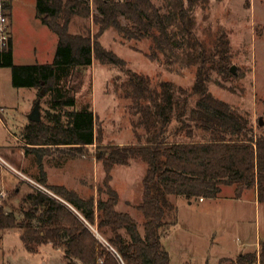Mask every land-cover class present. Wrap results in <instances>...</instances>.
I'll list each match as a JSON object with an SVG mask.
<instances>
[{
	"label": "rangeland",
	"instance_id": "rangeland-1",
	"mask_svg": "<svg viewBox=\"0 0 264 264\" xmlns=\"http://www.w3.org/2000/svg\"><path fill=\"white\" fill-rule=\"evenodd\" d=\"M88 1L93 17L75 19L71 33L89 29L96 44L105 52L95 48L92 66L69 80V87L80 85L76 108L88 106L94 112L102 145L137 143L138 134L144 141L145 129L134 128L138 116L132 111V101L125 98L128 70L148 77L157 88L163 82L173 83L177 96L189 100V110L196 105L197 97L192 92L199 64L188 63V54L192 52L186 31L189 1L115 0L116 4L106 14L99 12L100 0ZM194 3L192 33L200 50L213 55L216 61L219 60L216 52L222 46L225 48L226 43L229 48L227 72L209 70V92L245 117L255 137H264V124L260 125V120L264 122V0H195ZM159 18L165 27L158 25ZM12 37L16 65L53 62L58 37L36 18V0L12 1ZM108 52L122 64L111 62ZM39 93L40 90L34 88H14L11 69L0 68V206L7 212L19 211L22 196L38 187L36 183L42 177V170L57 181L66 180L67 188L84 198L98 197L97 187L105 176L97 153L99 144L85 149V156L75 157L70 156L66 148L26 151L24 130L37 100H40L41 122L51 124L47 114L54 113L49 104L51 96L40 98ZM166 132L170 142L207 139L190 119L184 126L174 120ZM38 152L42 154V169ZM64 163L61 170L51 167ZM145 168L141 161L116 167L111 183L122 199L127 200L117 209L129 213L138 222L142 235L144 220L136 205L142 198ZM242 193L243 201L245 196L252 195L251 191ZM242 193L236 186H225L219 199L207 198L202 203L193 199L190 204L186 198L178 197L176 204L181 209L182 219L189 220L188 243L198 241V248H202L211 236L223 234L233 256L242 240L254 239L258 229L264 235V206L260 212L256 211L254 204L238 200ZM179 232L181 230L177 234ZM21 235L19 229L0 230V264H74L70 258L63 257V249L58 251L51 245L38 248L37 252L26 250ZM179 237L172 234L167 241L163 236L162 241L165 245L167 242L177 245Z\"/></svg>",
	"mask_w": 264,
	"mask_h": 264
},
{
	"label": "trees",
	"instance_id": "trees-1",
	"mask_svg": "<svg viewBox=\"0 0 264 264\" xmlns=\"http://www.w3.org/2000/svg\"><path fill=\"white\" fill-rule=\"evenodd\" d=\"M188 1L186 31L192 50L188 63L199 64L192 92L197 97L195 107L189 110V100L177 96L173 83L163 82L157 88L148 77L128 70L125 98L132 101V111L138 116L134 128H144L147 135L143 141L138 134L137 143L102 145L94 112L88 106L76 108L80 85L68 86L76 73L92 66L95 48L105 52L89 29L71 33L75 19L93 17L90 2L36 0V18L58 37L53 62L16 65L13 41L0 56V68L12 71L14 88L40 90V98L51 96L49 104L54 113L47 114L51 124L38 122L26 126L24 136L31 145L26 146V151L66 148L75 157L85 156L86 147L99 144L97 153L105 176L97 187L98 197L84 198L66 186L49 185L42 170L39 183L49 192L32 189L21 198L18 212H7L0 206V230L19 229L27 249L52 244L64 250L65 258L77 259L82 264H170L162 238L178 221L173 197L189 201L214 199L224 186H236L241 193L256 189L259 203L264 205V137H255L245 117L209 92V70L227 72L229 48L227 43L225 48L222 46L216 52L219 56L216 61L213 55L200 50L192 33L195 0ZM99 3V12L106 14L116 1ZM158 25L165 27L162 18ZM107 54L111 62L122 64L110 52ZM189 119L207 139L188 143L167 141L166 131L173 121L184 126ZM37 156L42 169V154L38 152ZM132 161L146 165L141 182L142 198L136 205L144 220L143 235L138 222L129 213L117 209L120 196L111 185L113 169L129 166ZM258 263L264 264V240L259 253L220 261V264Z\"/></svg>",
	"mask_w": 264,
	"mask_h": 264
},
{
	"label": "crops",
	"instance_id": "crops-1",
	"mask_svg": "<svg viewBox=\"0 0 264 264\" xmlns=\"http://www.w3.org/2000/svg\"><path fill=\"white\" fill-rule=\"evenodd\" d=\"M30 123H33V122H31L29 120L27 126ZM9 135L13 136L10 133H9ZM14 138L18 142L20 141L17 137L14 136ZM26 146H31V145H29L27 143ZM91 147H93V146H89V147H86V148L88 149V148H91ZM64 165H66V164L64 163L62 166L61 165H57V166L53 165L51 167L54 168V169L61 170V168L64 167ZM117 167H119V166H117ZM114 169H113V171H114ZM145 170H146V168H145ZM46 174H47V176H46L47 183L49 185H57V186H66V187H68V184H67L66 180L65 181H57V180H55V177L50 175L49 172L46 171ZM59 176H61V175H59ZM112 182H113V180H112ZM36 184L39 185L40 187H42L39 183H36ZM42 188L45 189L44 187H42ZM46 191L49 192L48 190H46ZM245 191H251L252 195L251 196L249 195L248 197L245 196L246 200L243 201L244 198H243L242 195L245 193L244 192L238 197V200L243 201V202H247L249 204H254L255 207H256L255 210L260 212L261 207H263L264 205L259 203L257 190L256 189H250V190H245ZM222 193H223V188H222V191L219 194V196ZM119 196H120V193H119ZM219 196L217 198H214V199H219ZM177 200H178V197L174 199V202L176 203ZM125 201L127 202L126 199L123 200L122 197L120 196L119 204L124 203ZM187 201L190 204H192V202H193V200L192 201L187 200ZM201 201L205 202V200L199 199L200 203H202ZM119 204H118V206H119ZM176 205L178 207V204H176ZM216 222H217V220H216ZM187 223H189V220L186 219V221H183L182 216H181V209L178 207V221H177V224L175 226H172L167 231V234L164 237H166V239L168 241L172 234L173 235L176 234L177 236H180L179 237V244L172 245V244H169V242H167V245H165L163 243V241H162L165 249L168 251V253L170 255V264H174V262L176 264H212V262L215 263V264H220V261L222 259H234L235 260L241 254L253 253V252L259 253L260 244L264 240V237H262L264 235H262V232L258 229L256 237H254V239L242 240V245L241 244H240L241 246L238 245V249L236 250L237 253H235V255L232 256V254L229 251L228 245L226 244V241L224 239V235L223 234H219V235L214 234L208 240V244L207 245H202V248H198V246H199L198 241H197L198 245H197V243H194V242L188 243L187 240H188V235L189 234L187 233V227H188L189 224H187ZM178 230H181V232H179L180 234H177ZM50 245H51V247H53L52 244H44V245H40V246H32L30 250L27 249L25 246L24 247H25L26 250H28L30 252H37L38 248H42L43 246H50ZM54 249H56V248H54ZM197 249H199V250H197ZM57 250L60 251V249H57ZM194 251H196V253ZM63 257H64V254H63ZM71 260L73 261L74 264H80L81 263L77 259H71ZM258 264H260V263H258Z\"/></svg>",
	"mask_w": 264,
	"mask_h": 264
},
{
	"label": "built area",
	"instance_id": "built-area-1",
	"mask_svg": "<svg viewBox=\"0 0 264 264\" xmlns=\"http://www.w3.org/2000/svg\"><path fill=\"white\" fill-rule=\"evenodd\" d=\"M13 0H0V56L9 49L12 37V9L11 4ZM37 189L46 191L39 185ZM47 192V191H46ZM3 196L4 194L1 193ZM203 200V199H201Z\"/></svg>",
	"mask_w": 264,
	"mask_h": 264
},
{
	"label": "water",
	"instance_id": "water-1",
	"mask_svg": "<svg viewBox=\"0 0 264 264\" xmlns=\"http://www.w3.org/2000/svg\"><path fill=\"white\" fill-rule=\"evenodd\" d=\"M231 72H234V68H232ZM40 100L38 99L30 116H29V120L33 123H38L41 122V112H40ZM264 124V122L262 120H260V125L262 126Z\"/></svg>",
	"mask_w": 264,
	"mask_h": 264
}]
</instances>
